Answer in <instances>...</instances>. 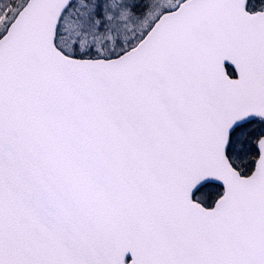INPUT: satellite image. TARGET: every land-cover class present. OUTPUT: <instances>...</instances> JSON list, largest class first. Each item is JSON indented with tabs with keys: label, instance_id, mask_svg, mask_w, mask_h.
<instances>
[{
	"label": "snow or ice",
	"instance_id": "1",
	"mask_svg": "<svg viewBox=\"0 0 264 264\" xmlns=\"http://www.w3.org/2000/svg\"><path fill=\"white\" fill-rule=\"evenodd\" d=\"M0 264H264V0H0Z\"/></svg>",
	"mask_w": 264,
	"mask_h": 264
}]
</instances>
